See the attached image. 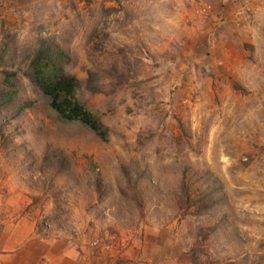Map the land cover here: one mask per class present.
Masks as SVG:
<instances>
[{
  "label": "rangeland",
  "instance_id": "1",
  "mask_svg": "<svg viewBox=\"0 0 264 264\" xmlns=\"http://www.w3.org/2000/svg\"><path fill=\"white\" fill-rule=\"evenodd\" d=\"M39 25L106 141L24 76ZM0 90V228L80 264H264V0H0Z\"/></svg>",
  "mask_w": 264,
  "mask_h": 264
},
{
  "label": "trees",
  "instance_id": "2",
  "mask_svg": "<svg viewBox=\"0 0 264 264\" xmlns=\"http://www.w3.org/2000/svg\"><path fill=\"white\" fill-rule=\"evenodd\" d=\"M45 27H36V37L29 46L26 54V69L24 76L44 97L48 99L50 108L64 122H76L87 127L99 140H107V129L102 122L79 98V82L73 75L65 71V66L70 61L69 53L55 38L44 34ZM94 73L88 72V80L91 84L94 81ZM96 89H94L95 91ZM11 101L9 93L0 90V99ZM6 104V103H5ZM182 190L186 191L187 186ZM185 204L192 207L196 204L202 205L199 210L214 208L220 204V198H212L208 195H200L195 201L191 197L185 198ZM205 202V203H204ZM213 230V229H210ZM207 237L203 235L198 243ZM261 244H264L262 242ZM210 254H205L202 249H193L190 255L191 264H237L227 259L220 263L214 257L210 260Z\"/></svg>",
  "mask_w": 264,
  "mask_h": 264
},
{
  "label": "crops",
  "instance_id": "3",
  "mask_svg": "<svg viewBox=\"0 0 264 264\" xmlns=\"http://www.w3.org/2000/svg\"><path fill=\"white\" fill-rule=\"evenodd\" d=\"M3 224L5 226L0 228V264H80L69 240L40 236L27 216Z\"/></svg>",
  "mask_w": 264,
  "mask_h": 264
}]
</instances>
